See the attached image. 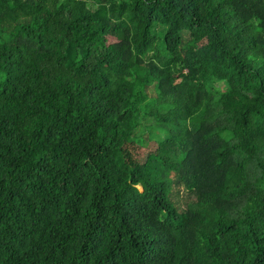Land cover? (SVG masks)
I'll use <instances>...</instances> for the list:
<instances>
[{
	"label": "trees",
	"instance_id": "trees-1",
	"mask_svg": "<svg viewBox=\"0 0 264 264\" xmlns=\"http://www.w3.org/2000/svg\"><path fill=\"white\" fill-rule=\"evenodd\" d=\"M0 264H264V0H0Z\"/></svg>",
	"mask_w": 264,
	"mask_h": 264
},
{
	"label": "rangeland",
	"instance_id": "rangeland-1",
	"mask_svg": "<svg viewBox=\"0 0 264 264\" xmlns=\"http://www.w3.org/2000/svg\"><path fill=\"white\" fill-rule=\"evenodd\" d=\"M160 31H161V30H160ZM219 86H220V87H223L222 84H219ZM140 131H141V133H142L143 136H144V135H148V131H147V130H140ZM149 134H150V133H149ZM152 136L155 138V137H156V133H155V134H152ZM180 191H181V198H180V200H187L188 195L185 196V194L182 192V191H183L182 188H180ZM173 192H174V188H173ZM181 202H182V204H183V201H181Z\"/></svg>",
	"mask_w": 264,
	"mask_h": 264
}]
</instances>
